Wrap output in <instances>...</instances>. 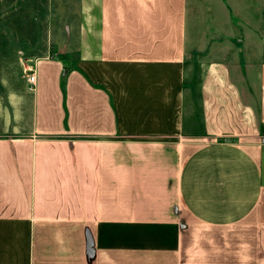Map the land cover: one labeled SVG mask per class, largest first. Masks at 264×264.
Returning <instances> with one entry per match:
<instances>
[{"label": "crops", "instance_id": "0c3cea01", "mask_svg": "<svg viewBox=\"0 0 264 264\" xmlns=\"http://www.w3.org/2000/svg\"><path fill=\"white\" fill-rule=\"evenodd\" d=\"M73 16L0 100V264H264V0Z\"/></svg>", "mask_w": 264, "mask_h": 264}, {"label": "rangeland", "instance_id": "374dc122", "mask_svg": "<svg viewBox=\"0 0 264 264\" xmlns=\"http://www.w3.org/2000/svg\"><path fill=\"white\" fill-rule=\"evenodd\" d=\"M75 3L76 0H0V100L5 105L7 91L13 89L16 76L27 77L31 61L58 59L70 68L77 67L76 53L69 47L73 40L70 27L77 20L73 16ZM220 9L222 19L227 13L223 7ZM199 50L197 45L192 55L199 56ZM250 83V87L255 84Z\"/></svg>", "mask_w": 264, "mask_h": 264}, {"label": "built area", "instance_id": "2783aa9c", "mask_svg": "<svg viewBox=\"0 0 264 264\" xmlns=\"http://www.w3.org/2000/svg\"><path fill=\"white\" fill-rule=\"evenodd\" d=\"M27 82L30 83L32 86H34L35 76L33 72H29V75L27 77Z\"/></svg>", "mask_w": 264, "mask_h": 264}]
</instances>
